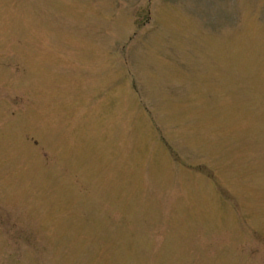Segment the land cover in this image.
<instances>
[{
	"label": "rangeland",
	"instance_id": "obj_1",
	"mask_svg": "<svg viewBox=\"0 0 264 264\" xmlns=\"http://www.w3.org/2000/svg\"><path fill=\"white\" fill-rule=\"evenodd\" d=\"M0 264H264V0H0Z\"/></svg>",
	"mask_w": 264,
	"mask_h": 264
}]
</instances>
